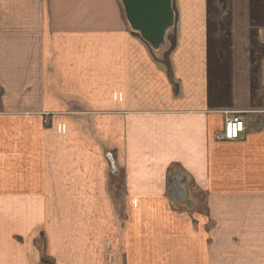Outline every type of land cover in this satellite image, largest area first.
<instances>
[{"label":"crops","instance_id":"crops-1","mask_svg":"<svg viewBox=\"0 0 264 264\" xmlns=\"http://www.w3.org/2000/svg\"><path fill=\"white\" fill-rule=\"evenodd\" d=\"M178 5L0 0V264H264V0Z\"/></svg>","mask_w":264,"mask_h":264},{"label":"water","instance_id":"water-1","mask_svg":"<svg viewBox=\"0 0 264 264\" xmlns=\"http://www.w3.org/2000/svg\"><path fill=\"white\" fill-rule=\"evenodd\" d=\"M126 18L154 50L166 45L169 30L175 24L172 0H121Z\"/></svg>","mask_w":264,"mask_h":264},{"label":"built area","instance_id":"built-area-1","mask_svg":"<svg viewBox=\"0 0 264 264\" xmlns=\"http://www.w3.org/2000/svg\"><path fill=\"white\" fill-rule=\"evenodd\" d=\"M245 129L244 122L240 118H231L226 123V138L236 139Z\"/></svg>","mask_w":264,"mask_h":264},{"label":"rangeland","instance_id":"rangeland-1","mask_svg":"<svg viewBox=\"0 0 264 264\" xmlns=\"http://www.w3.org/2000/svg\"><path fill=\"white\" fill-rule=\"evenodd\" d=\"M173 1L175 3L176 8H177V0H173ZM178 7H179V5H178ZM176 11H177V13L180 12V7H179V10L177 9Z\"/></svg>","mask_w":264,"mask_h":264},{"label":"trees","instance_id":"trees-1","mask_svg":"<svg viewBox=\"0 0 264 264\" xmlns=\"http://www.w3.org/2000/svg\"><path fill=\"white\" fill-rule=\"evenodd\" d=\"M44 264H52L51 262H45Z\"/></svg>","mask_w":264,"mask_h":264}]
</instances>
